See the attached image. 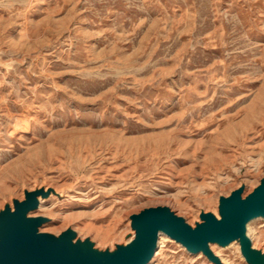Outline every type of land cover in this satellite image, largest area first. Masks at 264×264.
I'll use <instances>...</instances> for the list:
<instances>
[{
	"label": "rangeland",
	"instance_id": "rangeland-1",
	"mask_svg": "<svg viewBox=\"0 0 264 264\" xmlns=\"http://www.w3.org/2000/svg\"><path fill=\"white\" fill-rule=\"evenodd\" d=\"M0 58V210L67 193L44 232L113 250L147 209L196 229L264 181V0H0ZM180 245L154 264H209Z\"/></svg>",
	"mask_w": 264,
	"mask_h": 264
},
{
	"label": "water",
	"instance_id": "water-1",
	"mask_svg": "<svg viewBox=\"0 0 264 264\" xmlns=\"http://www.w3.org/2000/svg\"><path fill=\"white\" fill-rule=\"evenodd\" d=\"M241 190L230 198H222L217 220L212 214L202 216L203 223L192 229L167 207L151 208L132 217L136 238L125 248L104 257L89 251L88 243L73 245L74 233L67 231L59 239L38 234L42 218H27L37 206L38 193L27 194V200L16 203L14 212L0 213V264H147L154 254L158 232L163 230L189 251H204L214 261L207 243L218 240L228 243L243 236L246 222L264 216V181L251 195L243 199ZM243 255L251 264H264L258 253L251 250L248 239L242 240Z\"/></svg>",
	"mask_w": 264,
	"mask_h": 264
},
{
	"label": "bare ground",
	"instance_id": "bare-ground-1",
	"mask_svg": "<svg viewBox=\"0 0 264 264\" xmlns=\"http://www.w3.org/2000/svg\"><path fill=\"white\" fill-rule=\"evenodd\" d=\"M32 24H33V22L30 25H28L21 32L20 36H23V32L25 33V31H27L28 33H30L32 36H36L37 29L35 27H32L33 26ZM1 63H2V59L0 58V64ZM5 65L8 67V65L6 63L4 64V66ZM258 186L260 187V184ZM238 190H241V192H242L241 193V197L243 199L247 198L245 196V190H244L243 187L238 188L237 190L233 191V193L236 192V191H238ZM29 193H38V195L36 196L37 206H36L35 209L30 210L27 213V218H42L44 221L38 227V234H48V235L54 236L55 238L59 239L62 233L57 236V235H54V234H51V233L44 232L41 229L42 227L44 228L48 224L52 223L53 222V219L50 218V217H48V216H44V215H36V213H39L41 211L42 206L44 204L48 203L53 198H65V197H68L67 196V193L65 194V193L59 192L56 189H53V188H50V187H41V188H37V189H35L33 191H29V192L26 191L25 192V198H24V200L14 199L13 200V204L12 205L7 204L4 207V209L0 210V213L4 212L7 208L10 209L11 212H14L15 211V208H16V203L25 202L27 200V194H29ZM230 196H232V195L230 194ZM230 196H228L227 198H230ZM219 206H221V199L220 198H219ZM158 207H167V206H158ZM167 208H169V207H167ZM219 209H220V207H219ZM170 211L173 212L171 209H170ZM173 213L177 217L183 218V217L178 216L175 212H173ZM212 215L217 220H219V221L222 220V217L220 215V212L214 211V213ZM258 221H264V216H256L254 218L249 219L246 222V224H245V232H244L243 236L240 237V238H238V239H236V240H234V241H231V242H228V243H221L218 240H211V241H209L207 243L208 250L213 254V256L215 258L218 259V262H214L209 257V255H207L204 251H200L198 253H193V252L189 251V249L186 246H184L182 243L177 242L176 240L172 239L163 230H160L158 232L157 243H156V248H155L154 254H153V256L151 257V259L149 260V262L147 264H154L155 258L157 257V255L159 256L163 252V248L165 247V241H167L168 243H174V244H179V245L181 244L180 247L187 254L190 255V253H191L193 255L199 256V259H204L209 264H224L223 262H225V261L222 258V254L227 253V252L231 251L232 249H238V251L241 253L242 257L244 259H246L245 256L243 255V247H242V240L246 238V239L249 240V242L251 244V250L253 252H255V253H258L260 255V257L264 258V252L261 251V250H259V249H256V246H253L254 244L252 243V241L250 239V235H249V228H250V233H251V230H252L253 225L255 223H257ZM130 222H131V225H132V232L130 233V236H127L125 238V241H124L123 244L116 245L113 250H111V249H103L101 247H98L97 244L95 242H93L90 238L82 239L81 237H79L78 233L75 230H73L72 228H69L67 230L72 231L74 233V238L72 240L73 245H76L78 242H80V243H88V245H89V251H91V252H93L95 254H98V255L102 256L100 260L102 262H104V257L105 256H110L111 254H114L117 251V248L118 247L125 248L127 245H129L132 241L135 240V238H136V230L133 228L132 217H130ZM185 222H187V221H185ZM257 225H258V223H257ZM159 247H160V249H159ZM158 249H159V251H158Z\"/></svg>",
	"mask_w": 264,
	"mask_h": 264
}]
</instances>
